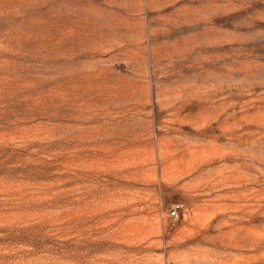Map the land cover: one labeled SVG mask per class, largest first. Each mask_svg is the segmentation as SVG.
<instances>
[{
  "label": "rangeland",
  "instance_id": "obj_1",
  "mask_svg": "<svg viewBox=\"0 0 264 264\" xmlns=\"http://www.w3.org/2000/svg\"><path fill=\"white\" fill-rule=\"evenodd\" d=\"M0 264H264V0H0Z\"/></svg>",
  "mask_w": 264,
  "mask_h": 264
},
{
  "label": "built area",
  "instance_id": "obj_2",
  "mask_svg": "<svg viewBox=\"0 0 264 264\" xmlns=\"http://www.w3.org/2000/svg\"><path fill=\"white\" fill-rule=\"evenodd\" d=\"M180 204L177 203L175 204L173 207H171L169 214L172 217H177L178 216V208H179Z\"/></svg>",
  "mask_w": 264,
  "mask_h": 264
}]
</instances>
